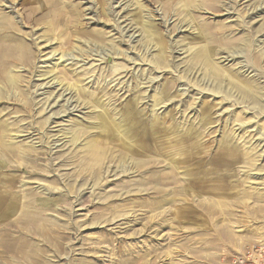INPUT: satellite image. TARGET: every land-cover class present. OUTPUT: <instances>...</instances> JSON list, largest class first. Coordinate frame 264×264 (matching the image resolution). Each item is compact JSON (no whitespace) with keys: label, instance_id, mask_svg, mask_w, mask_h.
Wrapping results in <instances>:
<instances>
[{"label":"rangeland","instance_id":"rangeland-1","mask_svg":"<svg viewBox=\"0 0 264 264\" xmlns=\"http://www.w3.org/2000/svg\"><path fill=\"white\" fill-rule=\"evenodd\" d=\"M0 176V264L264 241V0H0Z\"/></svg>","mask_w":264,"mask_h":264},{"label":"built area","instance_id":"built-area-1","mask_svg":"<svg viewBox=\"0 0 264 264\" xmlns=\"http://www.w3.org/2000/svg\"><path fill=\"white\" fill-rule=\"evenodd\" d=\"M229 264H264V241H255L233 253Z\"/></svg>","mask_w":264,"mask_h":264},{"label":"crops","instance_id":"crops-1","mask_svg":"<svg viewBox=\"0 0 264 264\" xmlns=\"http://www.w3.org/2000/svg\"><path fill=\"white\" fill-rule=\"evenodd\" d=\"M4 182H3V178L0 176V195H3V192H4V189L5 187L3 186ZM3 196L0 197V208L2 207L3 205Z\"/></svg>","mask_w":264,"mask_h":264},{"label":"bare ground","instance_id":"bare-ground-1","mask_svg":"<svg viewBox=\"0 0 264 264\" xmlns=\"http://www.w3.org/2000/svg\"><path fill=\"white\" fill-rule=\"evenodd\" d=\"M12 82H13V79H11L9 83H12ZM59 139H60V138H59Z\"/></svg>","mask_w":264,"mask_h":264}]
</instances>
